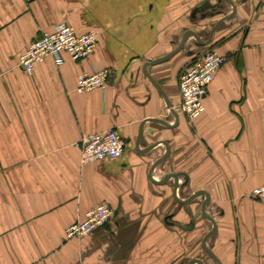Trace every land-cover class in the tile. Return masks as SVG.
<instances>
[{
  "label": "crops",
  "instance_id": "crops-1",
  "mask_svg": "<svg viewBox=\"0 0 264 264\" xmlns=\"http://www.w3.org/2000/svg\"><path fill=\"white\" fill-rule=\"evenodd\" d=\"M236 17L210 46L191 37L184 50L148 73L175 108L179 78L208 49L228 56L205 98L206 112L191 122L179 110L176 125L145 66L174 52L187 31L203 41L234 7L222 0H0V264H217L205 251L213 229L202 212L203 194L191 205L175 195L186 174L182 200L207 192V214L217 233L207 243L221 264H264V203L250 197L264 186V0H233ZM223 6L214 15L211 6ZM202 10V11H201ZM198 12V14L196 13ZM60 24L78 35L100 34L96 52L82 62L50 57L29 74L23 53ZM194 42L198 53L189 52ZM110 69L108 88L77 92L79 79ZM144 137L137 147L142 125ZM117 130L126 153L84 165L85 134ZM184 177H180L179 184ZM109 205L114 222L96 234L68 241L66 231L89 210ZM194 225V227H192Z\"/></svg>",
  "mask_w": 264,
  "mask_h": 264
},
{
  "label": "built area",
  "instance_id": "built-area-1",
  "mask_svg": "<svg viewBox=\"0 0 264 264\" xmlns=\"http://www.w3.org/2000/svg\"><path fill=\"white\" fill-rule=\"evenodd\" d=\"M100 34L91 30L87 34L78 35L67 24H60L52 33H45L37 38L23 53L20 65L27 73L34 72L35 66L52 57L57 65L65 64L64 55L74 62H82L92 56L98 47ZM228 63V56L220 54L216 49H208L198 55L179 78L182 102L176 108L193 122L206 112L205 98L217 74ZM112 70H99L93 75H85L79 79L77 92L88 93L96 90L105 91L110 82ZM82 164L87 165L102 162L107 159L122 157L128 148V143L117 130L105 133L85 134L80 142ZM250 197L264 203V186L254 189ZM116 211L109 205H100L86 214L66 231L68 241L82 239L96 234L114 222Z\"/></svg>",
  "mask_w": 264,
  "mask_h": 264
},
{
  "label": "water",
  "instance_id": "water-1",
  "mask_svg": "<svg viewBox=\"0 0 264 264\" xmlns=\"http://www.w3.org/2000/svg\"><path fill=\"white\" fill-rule=\"evenodd\" d=\"M227 2H229L233 7H234V11L231 15L221 19L216 25L215 27L213 28L212 32H211V35H210V38L209 40L207 41H203L202 38L200 37V35L195 32V31H187L183 38H182V41L180 43V45L178 46V48L172 52L171 54H169L168 56H166L165 58L163 59H160V60H156L154 62H150L148 64H146L145 66V73L147 74V76L153 81V83L161 90V92L163 93L164 97H165V100L167 102V105H168V108L170 110V112L175 116L176 118V125H170V124H167L166 122L162 121V120H149L148 122H155V123H158L166 128H175L177 125H178V122L180 120V114L177 112L175 106L173 105V103L168 99L167 95L164 93L163 89L161 88V86L158 84V82L155 81V79L148 73V67L149 66H154V65H158V64H161V63H164L165 61L173 58L175 55L179 54L182 50H184V48L186 47L188 41L190 40L191 37H194L195 40L197 41V44L200 45V46H203V47H206V46H210L212 41H213V38H214V34L216 33V31L225 23L233 20L235 17H236V14H237V5L236 3L233 1V0H225ZM210 4H206V7L208 8ZM148 122H145L143 125H142V128H141V132H140V138L138 140V144H137V147L138 149L140 150V146H141V143H142V140H143V137H144V127L145 125L148 123ZM162 145H165L167 147V153L166 155L161 158L152 168L151 170V178L153 181H155L156 183L158 184H161V185H166L168 184L170 181L172 180H175L176 182V188H175V195H176V198L177 200L183 204V205H191L194 203V201L199 198L201 195L205 194L206 195V200L204 201L203 203V206H202V212H203V216L204 218L209 221L212 225H213V229L212 231L210 232V234L208 236H206L205 240H204V249L205 251L214 259V261L217 263V264H221L220 260L218 259V257L208 248L207 246V243L208 241L210 240V238H212L213 236L216 235L217 233V230H218V227H217V223L216 221L207 214V208L208 206L210 205L211 203V196L209 193L207 192H199L195 195H193L191 198H189L188 200H182L180 197H179V191L181 188L185 187L186 185L189 184L190 182V178L189 176H187L186 174H170L168 176H166L162 181L160 182H157L155 179H154V175H155V172L156 170L162 165L164 164L165 162H167L170 158V155H171V149H170V145L167 143V142H160V143H156L150 147H148L146 150H144L142 152V154L144 155H149L151 153H153L158 147L162 146ZM180 177H184L185 180L183 183L179 184V179ZM194 227V225L192 226ZM190 264H204L202 261H199V260H192L190 262Z\"/></svg>",
  "mask_w": 264,
  "mask_h": 264
},
{
  "label": "flooded vegetation",
  "instance_id": "flooded-vegetation-1",
  "mask_svg": "<svg viewBox=\"0 0 264 264\" xmlns=\"http://www.w3.org/2000/svg\"><path fill=\"white\" fill-rule=\"evenodd\" d=\"M223 2H225V3H228V4H230L229 2H227V1H225V0H222ZM206 4H210L209 2H206V3H204V7H203V11H202V14H203V16H204V18H206L207 16H208V14H206L205 12V10H206ZM211 6V9H213V14L215 15H218L219 17L222 15V12H223V6L221 5V3L220 4H218V5H216V6H214V5H209L208 7H210ZM197 14H198V12H196ZM225 17H227V16H222L221 18H220V20L221 19H223V18H225ZM220 20H218V22L220 21ZM217 22V23H218ZM216 23V24H217Z\"/></svg>",
  "mask_w": 264,
  "mask_h": 264
},
{
  "label": "rangeland",
  "instance_id": "rangeland-1",
  "mask_svg": "<svg viewBox=\"0 0 264 264\" xmlns=\"http://www.w3.org/2000/svg\"><path fill=\"white\" fill-rule=\"evenodd\" d=\"M194 40V42H196L195 41V39H193ZM194 42H192V43H190V45H189V47H188V50H189V52H192L193 51V53H198L197 51V47H196V45H195V43ZM192 50V51H191ZM197 50V51H196Z\"/></svg>",
  "mask_w": 264,
  "mask_h": 264
}]
</instances>
